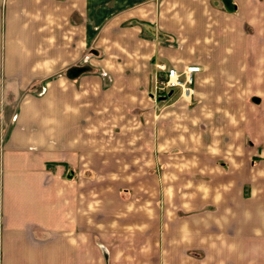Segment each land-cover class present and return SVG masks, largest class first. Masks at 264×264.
Here are the masks:
<instances>
[{"label": "crops", "instance_id": "obj_1", "mask_svg": "<svg viewBox=\"0 0 264 264\" xmlns=\"http://www.w3.org/2000/svg\"><path fill=\"white\" fill-rule=\"evenodd\" d=\"M1 123L0 264H264V0H0Z\"/></svg>", "mask_w": 264, "mask_h": 264}, {"label": "built area", "instance_id": "obj_2", "mask_svg": "<svg viewBox=\"0 0 264 264\" xmlns=\"http://www.w3.org/2000/svg\"><path fill=\"white\" fill-rule=\"evenodd\" d=\"M154 67L155 72L150 91L153 99L164 102L177 92L182 98L191 99L192 75L200 70L199 65L187 64L181 68H175L159 61L154 63ZM169 91H171L170 95ZM162 97L164 98L162 99Z\"/></svg>", "mask_w": 264, "mask_h": 264}, {"label": "rangeland", "instance_id": "obj_3", "mask_svg": "<svg viewBox=\"0 0 264 264\" xmlns=\"http://www.w3.org/2000/svg\"><path fill=\"white\" fill-rule=\"evenodd\" d=\"M155 27H156V24H155ZM156 29V28H155ZM159 60V59H157ZM155 62H159V61H155ZM150 90H151V85H150ZM177 97L179 98H182L180 95H179V92L175 93L173 96H171L167 101H164V103H161L160 101H158V103H156L157 106H162V105H167V104H170L171 102H173V100H175ZM185 102H189L191 101V99H186V98H182ZM1 122H2V119H1ZM2 124V123H1ZM1 124H0V138H1V135L3 136L4 135V127L6 125V122H5V125L4 123L2 124V127H1Z\"/></svg>", "mask_w": 264, "mask_h": 264}, {"label": "water", "instance_id": "obj_4", "mask_svg": "<svg viewBox=\"0 0 264 264\" xmlns=\"http://www.w3.org/2000/svg\"><path fill=\"white\" fill-rule=\"evenodd\" d=\"M170 93H171V91L169 92V95H170ZM164 97H162V99H163ZM67 177H70V174H67Z\"/></svg>", "mask_w": 264, "mask_h": 264}]
</instances>
